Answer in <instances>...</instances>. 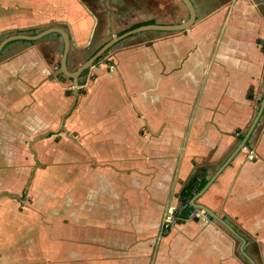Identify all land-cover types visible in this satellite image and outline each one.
<instances>
[{
  "label": "crops",
  "instance_id": "crops-1",
  "mask_svg": "<svg viewBox=\"0 0 264 264\" xmlns=\"http://www.w3.org/2000/svg\"><path fill=\"white\" fill-rule=\"evenodd\" d=\"M191 1L190 27L123 38L77 84L61 34L4 47L0 264H264V0ZM189 16L183 0H0V40L61 26L74 71ZM198 167L213 181L196 201L237 234L192 213L160 235Z\"/></svg>",
  "mask_w": 264,
  "mask_h": 264
},
{
  "label": "water",
  "instance_id": "water-1",
  "mask_svg": "<svg viewBox=\"0 0 264 264\" xmlns=\"http://www.w3.org/2000/svg\"><path fill=\"white\" fill-rule=\"evenodd\" d=\"M184 3L187 5L190 16L188 20L185 22L181 23H176V24H158V23H149V24H143L131 29L126 30L125 32H122L121 34H118L116 36H113L110 40L105 42L102 46H100L89 58H87L76 70L70 71L67 66V57H68V52L70 49V35L68 31L61 27V26H49L47 28L41 29L35 33L31 32H14L11 34H8L7 36L3 37L0 40V53L4 49V47L9 44L10 42L16 41V40H27V41H34L38 40L40 38L45 37L46 35L57 32L63 36L64 39V49L61 57V69L64 72L65 75L68 77L72 78L74 80V83L77 84V79L83 75V73L90 68V66L94 65V63L101 57L103 56L107 51H109L116 43H118L120 40L123 38L130 36L132 34L145 31V30H159V31H176V30H184L188 27H190L196 20V11L194 4L192 3L191 0H183ZM76 97H77V92H76ZM264 105V102L263 104ZM263 106H261L258 115L256 116L255 123L259 119L261 112H262ZM254 123V125H255ZM253 125V127H254ZM252 127V128H253ZM252 131V130H251ZM251 131L246 134V136L243 138L242 143L234 150L232 157L237 154V152L244 146H246V141L249 138V134ZM196 169L194 170L193 174H195ZM190 176L188 182L192 179L193 177ZM213 181V178L209 179L208 182L205 184V186L194 196L192 200V204L194 207L199 208L203 211H205L207 214L211 215L213 218L224 224L227 228H229L232 232L236 233L235 229L231 226L230 223H228L226 220L223 218L219 217L213 210H211L208 206L197 202L196 199L206 191L210 183ZM187 182V183H188ZM188 185V184H187ZM237 234V233H236Z\"/></svg>",
  "mask_w": 264,
  "mask_h": 264
},
{
  "label": "trees",
  "instance_id": "trees-1",
  "mask_svg": "<svg viewBox=\"0 0 264 264\" xmlns=\"http://www.w3.org/2000/svg\"><path fill=\"white\" fill-rule=\"evenodd\" d=\"M37 29H39L38 27H34V28H28V29H23L20 30L18 29V32H22V31H32V32H36ZM104 56V55H103ZM103 56H101L97 61H99ZM96 61V62H97ZM87 69L83 74H87L88 73ZM201 172L205 173V167H198V172L196 173L195 177L193 178V180L187 185L185 186L181 192H180V197H181V201L182 203L187 202L181 209L180 211L177 213V217L178 218H182V219H186L190 216L191 212L194 209V206L192 204V200L194 198V196L205 186V184L208 182V178L206 177V174H203L202 177H200Z\"/></svg>",
  "mask_w": 264,
  "mask_h": 264
},
{
  "label": "built area",
  "instance_id": "built-area-1",
  "mask_svg": "<svg viewBox=\"0 0 264 264\" xmlns=\"http://www.w3.org/2000/svg\"><path fill=\"white\" fill-rule=\"evenodd\" d=\"M264 46V44H263ZM114 64H110L111 68H114ZM251 158L253 157V154L250 153ZM188 202V201H187ZM182 203V207L187 203ZM198 214L201 216H207V213L199 208L194 207L193 211L191 212V214ZM177 220V214H176V208L174 207H169L165 210V214L163 217V221H162V226L160 229V235H167L172 227L173 224L175 223V221Z\"/></svg>",
  "mask_w": 264,
  "mask_h": 264
},
{
  "label": "rangeland",
  "instance_id": "rangeland-1",
  "mask_svg": "<svg viewBox=\"0 0 264 264\" xmlns=\"http://www.w3.org/2000/svg\"><path fill=\"white\" fill-rule=\"evenodd\" d=\"M20 184H18V186L16 187L17 189L19 188Z\"/></svg>",
  "mask_w": 264,
  "mask_h": 264
}]
</instances>
